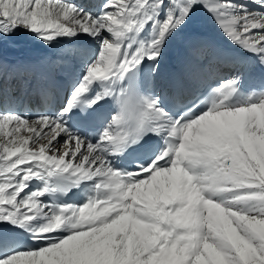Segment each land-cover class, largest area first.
I'll return each mask as SVG.
<instances>
[{
  "label": "snow or ice",
  "instance_id": "1",
  "mask_svg": "<svg viewBox=\"0 0 264 264\" xmlns=\"http://www.w3.org/2000/svg\"><path fill=\"white\" fill-rule=\"evenodd\" d=\"M0 264H264V0H0Z\"/></svg>",
  "mask_w": 264,
  "mask_h": 264
},
{
  "label": "bare ground",
  "instance_id": "2",
  "mask_svg": "<svg viewBox=\"0 0 264 264\" xmlns=\"http://www.w3.org/2000/svg\"><path fill=\"white\" fill-rule=\"evenodd\" d=\"M81 2H83V0H81ZM192 31L210 40L223 42L222 37H220L219 33L210 22H205ZM185 49L186 41L184 39L173 41L168 46L164 58L161 61L158 83L168 84L172 73L178 74L181 77L186 72ZM44 54L45 50L42 47L23 36L18 37L14 42H9L3 51V56L8 63H25L26 60V63L33 62Z\"/></svg>",
  "mask_w": 264,
  "mask_h": 264
},
{
  "label": "rangeland",
  "instance_id": "3",
  "mask_svg": "<svg viewBox=\"0 0 264 264\" xmlns=\"http://www.w3.org/2000/svg\"><path fill=\"white\" fill-rule=\"evenodd\" d=\"M27 61V60H26ZM26 61H25V63H26Z\"/></svg>",
  "mask_w": 264,
  "mask_h": 264
}]
</instances>
